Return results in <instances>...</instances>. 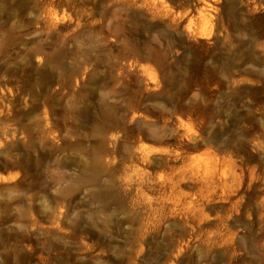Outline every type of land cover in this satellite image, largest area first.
<instances>
[{
  "label": "rangeland",
  "instance_id": "374dc122",
  "mask_svg": "<svg viewBox=\"0 0 264 264\" xmlns=\"http://www.w3.org/2000/svg\"><path fill=\"white\" fill-rule=\"evenodd\" d=\"M228 22L213 39V0H0V264H264V27ZM212 115L230 152L189 158L240 182L214 240L158 187Z\"/></svg>",
  "mask_w": 264,
  "mask_h": 264
},
{
  "label": "bare ground",
  "instance_id": "6f19581e",
  "mask_svg": "<svg viewBox=\"0 0 264 264\" xmlns=\"http://www.w3.org/2000/svg\"><path fill=\"white\" fill-rule=\"evenodd\" d=\"M198 10L206 17L203 4ZM59 17L56 10H49L48 20L51 23H58ZM229 17L240 22L250 20L264 27V0H213V39L217 38L219 31L226 29ZM202 120L200 130L186 135L188 142L179 145L175 156L178 165L172 167L166 180L158 183L160 190L166 194V199L161 202V210L181 219L188 226L190 235L202 234L208 238L212 236L213 240L222 239L228 235L227 219L219 218L215 230L205 228L212 219L209 212L213 202H227L235 194V188L240 183L236 173L239 165L237 159L223 155L215 156L205 165L191 161L189 152L202 146H209L220 153L230 152L229 131L224 126L227 119H221L219 115L213 118L212 115Z\"/></svg>",
  "mask_w": 264,
  "mask_h": 264
}]
</instances>
